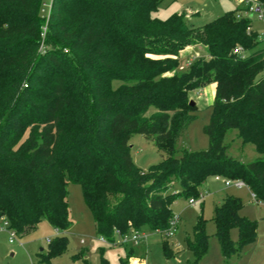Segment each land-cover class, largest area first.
<instances>
[{"label": "trees", "instance_id": "16d2710c", "mask_svg": "<svg viewBox=\"0 0 264 264\" xmlns=\"http://www.w3.org/2000/svg\"><path fill=\"white\" fill-rule=\"evenodd\" d=\"M46 1L0 0V219L18 237L43 220L69 228V182L81 185L99 234L113 243L116 229H167L173 203L197 198L210 176L241 179L264 202V41L249 18H237L241 7L195 27L183 13L154 16L162 0H50L48 17ZM192 45L207 56L180 70V52ZM210 83L209 146L178 148L198 118L191 94ZM229 132L258 156L230 154ZM135 134L155 144L158 163L136 165ZM242 206L228 195L215 208L226 259L257 237L258 223L240 215ZM204 225L201 218L189 240L196 261L208 250ZM66 246L58 235L41 261Z\"/></svg>", "mask_w": 264, "mask_h": 264}, {"label": "rangeland", "instance_id": "374dc122", "mask_svg": "<svg viewBox=\"0 0 264 264\" xmlns=\"http://www.w3.org/2000/svg\"><path fill=\"white\" fill-rule=\"evenodd\" d=\"M237 4L236 0H162L153 15L161 20H166L174 14L183 13L190 24L200 27L235 8ZM49 10L48 5L47 13ZM250 20L252 26L261 36L264 32V24L256 16H252ZM198 52L199 55L205 54L201 48ZM190 54L194 53L182 57L180 55V70L187 69L191 64L192 61L188 59ZM120 84L115 81L114 87ZM191 98L198 105L196 112L198 118L180 138L178 148L207 149L209 138L204 133L203 127L210 121L211 107L209 105L213 101L214 95L209 97L203 93V90L198 89L192 92ZM232 133L229 132L226 137V142L233 144L229 153L235 157L242 156L241 158L245 162L253 160L255 154L257 155L254 145L246 144L242 149L239 147L240 143L234 142L235 136ZM129 143L134 162L142 169H147L162 159L161 152L158 151L155 144L141 134L133 135ZM170 187L173 190L174 188L179 190L176 183H171ZM67 188L71 225L65 231L60 230V234L67 238L65 251L50 257L49 261H41L40 254L48 255L51 245L58 236L50 222L43 220L34 231L23 237H18L11 244L9 243V233L0 231L5 235L0 239V264H103L104 262L132 264V258L141 259V264H264V202L256 200L246 187L226 186L223 177L220 179H217L216 176L208 177L200 186V194L194 205L189 204V199L183 196L173 203L172 212L180 217L178 229L173 236L167 237L164 231L157 232L146 227L142 230L147 236L144 243L130 240L127 243H113L107 237H105L107 241L102 242L101 238L104 236L97 230L92 212L84 200L81 185L69 182ZM240 193L242 195H238ZM231 194L242 200L243 206L239 211L240 215L256 220L258 228L257 237L253 242L246 244L239 253L226 259L221 253L220 243L215 235L216 225L213 216L216 206L222 202L223 198ZM201 218L205 222V231L208 235V250L200 260L196 261L194 252L189 246V240H193L194 226ZM3 222L2 220L1 224ZM230 236L234 242H237L238 229L232 228ZM115 239L119 241L117 236ZM130 249L132 256H129ZM80 253H84V255L76 256Z\"/></svg>", "mask_w": 264, "mask_h": 264}, {"label": "built area", "instance_id": "2783aa9c", "mask_svg": "<svg viewBox=\"0 0 264 264\" xmlns=\"http://www.w3.org/2000/svg\"><path fill=\"white\" fill-rule=\"evenodd\" d=\"M238 2V4L240 5L241 9L237 11L236 16L237 18H249L251 19L252 16H256L257 19L262 22L264 24V8L262 6V3L259 0H236ZM49 5V7L51 6V4L46 1L43 3L42 8H41V13L43 15H46L47 17L49 16V12L47 13V6ZM50 11V10H49ZM46 27L43 28V32H42V36H45L46 33ZM250 30V28H249ZM259 39H261L262 41H264V32L263 34L260 36L259 35ZM41 48H43V45H41ZM235 53H237V55L240 56H244V49L241 46H237L234 50ZM200 56H194L191 61L195 60L196 58H198ZM217 179H220V176H216ZM224 182L226 186H235L238 188H243V187H247L246 183L241 180V179H228V178H224ZM202 196V194H201ZM253 196L255 197V195L253 194ZM189 204L194 205L197 201L196 198H190L189 200ZM4 221L1 224V221ZM180 217L179 215L173 214V216L171 217L170 221H169V226L167 229L165 230H156L157 232H161L164 231L166 236H173L177 229H178V223H179ZM0 231H7L9 233V242L13 243L15 240H17L18 235L16 233V231L11 227L10 222L8 219L6 218H1L0 219ZM57 234L59 235V230H56ZM115 236L118 237L119 241L115 240L114 243H127L129 240L132 242H136V243H144L147 240V236L144 234V232H142V230H132L129 233L126 234H121L120 231H118L117 229L115 230ZM102 242H106V238L102 237L101 238ZM141 264V262L139 263Z\"/></svg>", "mask_w": 264, "mask_h": 264}, {"label": "crops", "instance_id": "0c3cea01", "mask_svg": "<svg viewBox=\"0 0 264 264\" xmlns=\"http://www.w3.org/2000/svg\"><path fill=\"white\" fill-rule=\"evenodd\" d=\"M237 7H240V5L239 4H237L236 5V7L235 8H233V9H236ZM233 9H231V10H233ZM229 11V10H228ZM252 29H254L255 30V28L252 26ZM256 31V30H255ZM199 48H201L199 45H192V46H188V48H186V49H184L183 51H182V53H180V55H181V57L182 56H185V55H188L189 53H194V54H190V56H189V58L188 59H192L194 56H207V54H206V52H205V54H203V53H201V55H199L200 53L198 52V50H199ZM195 51V52H194ZM201 51H202V49H201ZM204 52V51H203ZM185 53V54H184ZM201 90H203V93L205 94V95H208L209 97H211V96H213L214 95V97H215V91H216V84L215 83H210V84H208V85H206L205 87H203V88H200ZM214 100V99H213ZM213 102V101H212ZM212 102L210 103V105L209 106H211V104H212ZM236 133H234L233 135H235ZM245 153V152H244ZM257 153V152H256ZM258 156V153H257V155L255 154V156H254V158H256ZM247 188V190L250 192V193H252V191L249 189V187H246ZM231 195H233V194H231ZM238 195H242L241 193L240 194H238ZM252 195H253V193H252ZM224 199V198H223ZM221 203V202H220ZM219 203V204H220ZM218 204V205H219ZM57 230V229H56ZM59 235H61L60 234V230H59ZM5 237V235H4V232H0V239H2V238H4ZM10 243V242H9ZM11 244V243H10ZM41 250H43V249H41ZM12 255H14V253H12ZM141 262V259H133L132 258V264H139Z\"/></svg>", "mask_w": 264, "mask_h": 264}, {"label": "water", "instance_id": "95a60500", "mask_svg": "<svg viewBox=\"0 0 264 264\" xmlns=\"http://www.w3.org/2000/svg\"><path fill=\"white\" fill-rule=\"evenodd\" d=\"M195 103H196V102H195L194 100H191V101H190V104H191V105H194Z\"/></svg>", "mask_w": 264, "mask_h": 264}]
</instances>
